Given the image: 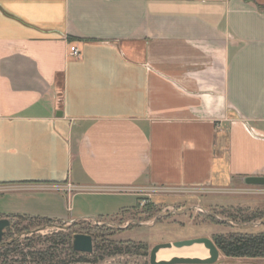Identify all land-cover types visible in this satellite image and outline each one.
Segmentation results:
<instances>
[{"label": "crops", "instance_id": "0c3cea01", "mask_svg": "<svg viewBox=\"0 0 264 264\" xmlns=\"http://www.w3.org/2000/svg\"><path fill=\"white\" fill-rule=\"evenodd\" d=\"M249 176L264 0H0V215L87 219L81 196Z\"/></svg>", "mask_w": 264, "mask_h": 264}, {"label": "rangeland", "instance_id": "374dc122", "mask_svg": "<svg viewBox=\"0 0 264 264\" xmlns=\"http://www.w3.org/2000/svg\"><path fill=\"white\" fill-rule=\"evenodd\" d=\"M114 194L77 198V207L84 208L78 218H93L52 222L10 218L0 248L11 241L22 242L32 234L47 237L58 231L73 236L83 233L93 237L92 253L70 255L68 245L55 240L54 256L60 255L65 264H151V249L160 243L264 233L263 185L241 181L233 185L162 187L152 196L140 198ZM7 259V263H14L11 256ZM212 264H264V258H231L220 251Z\"/></svg>", "mask_w": 264, "mask_h": 264}, {"label": "trees", "instance_id": "16d2710c", "mask_svg": "<svg viewBox=\"0 0 264 264\" xmlns=\"http://www.w3.org/2000/svg\"><path fill=\"white\" fill-rule=\"evenodd\" d=\"M1 217L44 220L48 222L58 221L48 217L23 214L0 215ZM72 236L69 232L58 231L47 237L32 234L31 237L24 240L25 243H23L24 241H11L9 244L3 245L0 248V264H65L60 255L54 256L56 254L53 252L55 240H59V243H62L64 246L68 245L69 254L76 255L79 253L74 251L71 245ZM214 242L227 257L264 258V233L218 235L214 238ZM119 252L117 251L116 253L118 254ZM113 254L110 253V255ZM9 256H11V260H14V263H7ZM79 260L82 261L81 259Z\"/></svg>", "mask_w": 264, "mask_h": 264}, {"label": "water", "instance_id": "95a60500", "mask_svg": "<svg viewBox=\"0 0 264 264\" xmlns=\"http://www.w3.org/2000/svg\"><path fill=\"white\" fill-rule=\"evenodd\" d=\"M62 114V113H61ZM245 182L249 185H263L264 176H249L245 178ZM11 225L10 218H0V242H2L6 228ZM194 244H203L209 250L207 258L199 257H173L169 260H158L157 255L161 249L184 246H192ZM73 249L76 252L92 253L94 250L93 237L89 234L77 233L73 236ZM220 256V250L215 242L208 237H198L192 239L178 240L174 242H166L155 245L150 252L151 264H212L215 263Z\"/></svg>", "mask_w": 264, "mask_h": 264}, {"label": "bare ground", "instance_id": "6f19581e", "mask_svg": "<svg viewBox=\"0 0 264 264\" xmlns=\"http://www.w3.org/2000/svg\"><path fill=\"white\" fill-rule=\"evenodd\" d=\"M209 250L203 244H194L192 246H184L181 248L172 247L161 249L158 252V260H169L173 257H199L207 258Z\"/></svg>", "mask_w": 264, "mask_h": 264}, {"label": "built area", "instance_id": "2783aa9c", "mask_svg": "<svg viewBox=\"0 0 264 264\" xmlns=\"http://www.w3.org/2000/svg\"><path fill=\"white\" fill-rule=\"evenodd\" d=\"M69 53L70 55L75 56V57H78L81 54L80 49L76 45L70 47ZM66 189H68L69 191H72L73 189L75 190V187L72 185H68Z\"/></svg>", "mask_w": 264, "mask_h": 264}, {"label": "flooded vegetation", "instance_id": "af4514ba", "mask_svg": "<svg viewBox=\"0 0 264 264\" xmlns=\"http://www.w3.org/2000/svg\"><path fill=\"white\" fill-rule=\"evenodd\" d=\"M220 250V249H219ZM221 251V250H220Z\"/></svg>", "mask_w": 264, "mask_h": 264}]
</instances>
